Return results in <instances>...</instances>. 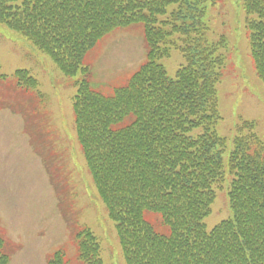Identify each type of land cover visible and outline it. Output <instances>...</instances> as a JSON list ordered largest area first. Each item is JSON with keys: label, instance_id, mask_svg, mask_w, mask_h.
Here are the masks:
<instances>
[{"label": "trees", "instance_id": "trees-1", "mask_svg": "<svg viewBox=\"0 0 264 264\" xmlns=\"http://www.w3.org/2000/svg\"><path fill=\"white\" fill-rule=\"evenodd\" d=\"M206 2L0 0V24L48 55L65 76L82 77L73 100L77 139L116 225L126 264H264V142L252 132L253 124L244 123L225 163L227 141L216 125L226 67L221 50L227 42L210 40ZM242 2L249 16L250 57L264 85V0ZM171 6L177 8L169 11ZM164 15L168 19L160 21ZM134 24L144 27L146 61L127 85L106 96L93 87L85 59L103 38ZM171 47L181 49L187 62L175 79L158 63L170 56ZM13 78L18 91L38 89L28 70L16 71ZM197 129L202 131L193 135ZM30 134L79 262L104 264L93 230L74 226L68 174L60 173L66 165L57 161L62 157ZM227 178L233 218L208 231L202 221ZM148 212L159 214L170 233H158L146 219ZM6 248L0 232V264H10ZM49 264H68L66 254L56 252Z\"/></svg>", "mask_w": 264, "mask_h": 264}, {"label": "rangeland", "instance_id": "rangeland-1", "mask_svg": "<svg viewBox=\"0 0 264 264\" xmlns=\"http://www.w3.org/2000/svg\"><path fill=\"white\" fill-rule=\"evenodd\" d=\"M176 8L171 6L169 11ZM206 8L210 40L219 42L224 38L227 42L221 50L226 67L224 80L218 86L221 120L216 125L218 135L227 140V163L238 128L244 122H254V132L264 141V86L250 57L246 28L249 16L242 0H207ZM166 19L168 15L159 16L160 21ZM173 39L179 47L185 46L178 37ZM145 61L143 25L136 24L118 29L100 41L88 53L85 65L92 71L94 88L112 96ZM158 63L170 79H175L178 69L187 65L185 54L175 47H171L169 57ZM18 70H28L38 81V89L16 90L13 77ZM81 79V75L65 76L48 55L0 24V232L7 242L6 251L11 253L10 264H48L59 249L67 253L68 264H81L71 229L58 206L57 193L27 128L39 132V141L50 143L52 151L62 157L57 161L66 165V172L60 173L68 174L65 183L71 189L68 202L75 213L74 226L88 225L93 230L102 246L104 264H126L116 225L99 198L77 139L73 98L78 91L76 81ZM23 110L31 117L29 122ZM201 131L197 129L193 135ZM229 182L227 178L223 188L217 190L212 213L202 221L208 231L233 218ZM146 219L157 232L169 234L159 214L148 212Z\"/></svg>", "mask_w": 264, "mask_h": 264}]
</instances>
